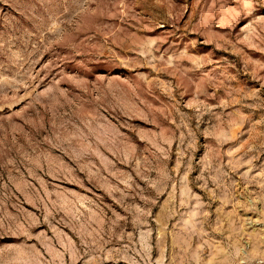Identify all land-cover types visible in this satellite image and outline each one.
<instances>
[{
    "label": "rangeland",
    "instance_id": "1",
    "mask_svg": "<svg viewBox=\"0 0 264 264\" xmlns=\"http://www.w3.org/2000/svg\"><path fill=\"white\" fill-rule=\"evenodd\" d=\"M0 264H264V0H0Z\"/></svg>",
    "mask_w": 264,
    "mask_h": 264
}]
</instances>
